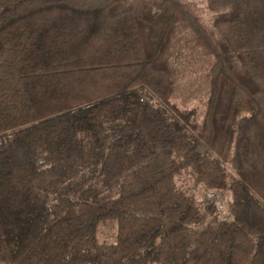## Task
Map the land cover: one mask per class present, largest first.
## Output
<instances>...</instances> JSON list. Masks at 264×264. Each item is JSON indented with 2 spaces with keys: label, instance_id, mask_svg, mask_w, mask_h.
Wrapping results in <instances>:
<instances>
[{
  "label": "trees",
  "instance_id": "trees-1",
  "mask_svg": "<svg viewBox=\"0 0 264 264\" xmlns=\"http://www.w3.org/2000/svg\"><path fill=\"white\" fill-rule=\"evenodd\" d=\"M206 2L212 31L185 0H0V264H264V0Z\"/></svg>",
  "mask_w": 264,
  "mask_h": 264
},
{
  "label": "rangeland",
  "instance_id": "rangeland-1",
  "mask_svg": "<svg viewBox=\"0 0 264 264\" xmlns=\"http://www.w3.org/2000/svg\"><path fill=\"white\" fill-rule=\"evenodd\" d=\"M199 16L207 29L213 30L215 14L207 8V0H185ZM192 35L179 27L170 47L171 70L174 79L173 101L181 109L195 110L198 116L205 112L209 98V69L213 57L204 50ZM219 213L225 216L228 210L229 197L219 193L216 197ZM113 224H102L98 238L100 242L113 241Z\"/></svg>",
  "mask_w": 264,
  "mask_h": 264
},
{
  "label": "water",
  "instance_id": "water-1",
  "mask_svg": "<svg viewBox=\"0 0 264 264\" xmlns=\"http://www.w3.org/2000/svg\"><path fill=\"white\" fill-rule=\"evenodd\" d=\"M199 152H201V153H205V148H204L203 146H201V147L199 148Z\"/></svg>",
  "mask_w": 264,
  "mask_h": 264
}]
</instances>
